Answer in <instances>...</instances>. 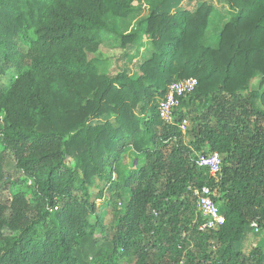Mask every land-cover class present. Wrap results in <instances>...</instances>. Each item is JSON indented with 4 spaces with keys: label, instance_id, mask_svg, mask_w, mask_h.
<instances>
[{
    "label": "trees",
    "instance_id": "1",
    "mask_svg": "<svg viewBox=\"0 0 264 264\" xmlns=\"http://www.w3.org/2000/svg\"><path fill=\"white\" fill-rule=\"evenodd\" d=\"M131 1L0 0V264H79L76 246L97 213L93 177L103 193L113 182L117 191H132L114 243L139 227L148 237L164 233L160 257H150L146 246L156 244L148 241L141 264H264L261 249L242 250L253 222L264 229V0H227L232 16L216 42L207 39L212 4L161 0L142 21L151 53L138 77L127 68L103 73L89 52L104 42L108 16L128 17ZM137 38L122 36L124 56ZM188 77L198 86L165 123L158 100L171 82ZM187 98L206 105L189 144L179 126ZM128 146L146 163L124 174ZM210 152L220 153L221 174L197 181L209 172L196 159ZM8 155L34 184V209L24 191L2 200ZM161 177L162 194H153L149 185ZM204 184L224 217L218 230H200V216L195 227L183 221L194 214L187 190ZM210 241L214 253L203 251Z\"/></svg>",
    "mask_w": 264,
    "mask_h": 264
},
{
    "label": "rangeland",
    "instance_id": "2",
    "mask_svg": "<svg viewBox=\"0 0 264 264\" xmlns=\"http://www.w3.org/2000/svg\"><path fill=\"white\" fill-rule=\"evenodd\" d=\"M161 0H132L131 6L132 10L128 17H118L114 15H109L108 26L104 30V42L96 50L89 52L90 58L98 59L99 71L103 73L116 74L121 69L127 68L130 71L132 78H137L139 71V63L151 53V38L145 31V26L142 21L147 17L149 12L154 9L155 4ZM202 2H207L213 5L214 11L211 13L208 21L207 28V39L211 42H216L219 38V32L221 31L224 24L230 20L232 16V9L229 6L227 0H183L182 6L188 8H195V6L201 4ZM220 30V31H219ZM137 33L138 38L136 45L128 49V57L124 56V47L122 46L121 38L123 35ZM23 48L25 47L24 44ZM258 82V77L251 80V85L256 86ZM187 98L185 104L180 108V112L185 115L188 120V129L183 133V141L189 144L193 140V127L195 123L199 120V117L206 110L205 104L200 103H190L188 105ZM188 109H191L187 112ZM3 117V113L0 111V122ZM172 144V143H170ZM194 148V145L192 146ZM199 152V151H197ZM146 163L145 158L142 154H138L131 146L125 148L124 159L122 160L121 170L124 174H128L129 171L139 168L141 165ZM67 164L71 167H75L77 161L68 157ZM209 173L203 172L202 174H197V181L202 179H207ZM218 178V177H217ZM163 177H161L157 182L152 180V184L149 185V190L153 194H162L163 190ZM114 182L102 192L101 182L97 177H93L89 183V190L91 192V199L97 202V213L91 215L90 225L88 226L85 237L79 240L76 246V254L79 257V264H102L107 262L109 264H141L142 259L139 257V251L148 244V241L155 243L156 246L149 248L151 251L150 257L157 258L156 252L163 250L160 248L161 238L164 233H156L151 237H148L146 232L141 231V227L137 231L126 232L127 239L125 237L121 242H115L112 240L113 232L119 219L125 211V203L128 198L132 195V191L128 187H124L121 190L116 189ZM147 182L143 183V187ZM18 191H24L34 209L36 204V198L34 196V184L29 180L23 173L15 169V164L13 157L8 155L7 157V171L5 174L4 185L2 188V200L4 203H10L13 194ZM189 197L193 199L192 208L193 213L190 217L184 218V222L190 226L195 227L199 219V212L196 207V201L193 198V193L191 190H187ZM125 200L123 204L120 202ZM152 210L148 209V212ZM153 216L152 220L158 219L157 223H162L164 220L155 214H150ZM164 219H166L164 217ZM99 221V225L95 224ZM146 222H142L141 225H146ZM148 227V226H147ZM178 228V226L176 227ZM260 231V232H259ZM254 231L248 237L247 242L243 247L245 253L254 252L256 248L261 249L264 253V229ZM5 234L9 232L4 231ZM109 235V238H101V233ZM146 233V234H145ZM152 234V233H151ZM124 235V232L122 233ZM124 241V242H123ZM187 250L195 252V247L193 244L186 242ZM115 247V248H114ZM114 249H116L114 251ZM216 244L209 242L208 246L203 248L206 253H214L216 251Z\"/></svg>",
    "mask_w": 264,
    "mask_h": 264
},
{
    "label": "built area",
    "instance_id": "3",
    "mask_svg": "<svg viewBox=\"0 0 264 264\" xmlns=\"http://www.w3.org/2000/svg\"><path fill=\"white\" fill-rule=\"evenodd\" d=\"M198 86L196 77H188L171 82L165 96L158 100L157 112L165 123H172L182 97L194 92ZM180 129L185 132L188 129V120L184 118L180 122ZM196 164L207 170L209 174L217 178L222 171V158L218 152L199 153ZM196 198V207L201 218L198 228L200 230H218L224 223V217L220 213L219 203L214 199L215 190L208 184L197 187H189ZM255 231L260 230V225L253 222Z\"/></svg>",
    "mask_w": 264,
    "mask_h": 264
},
{
    "label": "crops",
    "instance_id": "4",
    "mask_svg": "<svg viewBox=\"0 0 264 264\" xmlns=\"http://www.w3.org/2000/svg\"><path fill=\"white\" fill-rule=\"evenodd\" d=\"M220 31V30H219ZM220 33V32H219Z\"/></svg>",
    "mask_w": 264,
    "mask_h": 264
}]
</instances>
